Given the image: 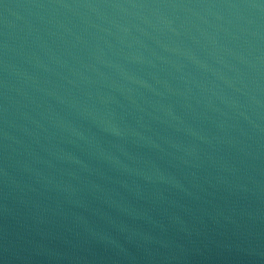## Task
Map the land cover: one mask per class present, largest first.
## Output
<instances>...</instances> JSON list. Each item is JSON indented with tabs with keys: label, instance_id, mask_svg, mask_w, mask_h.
<instances>
[{
	"label": "water",
	"instance_id": "95a60500",
	"mask_svg": "<svg viewBox=\"0 0 264 264\" xmlns=\"http://www.w3.org/2000/svg\"><path fill=\"white\" fill-rule=\"evenodd\" d=\"M0 264H264V0H0Z\"/></svg>",
	"mask_w": 264,
	"mask_h": 264
}]
</instances>
